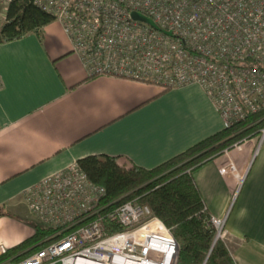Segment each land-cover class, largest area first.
I'll return each instance as SVG.
<instances>
[{
    "label": "built area",
    "instance_id": "obj_1",
    "mask_svg": "<svg viewBox=\"0 0 264 264\" xmlns=\"http://www.w3.org/2000/svg\"><path fill=\"white\" fill-rule=\"evenodd\" d=\"M11 2L0 0L6 8ZM36 5L62 26L90 76L164 89L199 85L224 129L264 111V0H37ZM235 147L243 152L242 144ZM231 154L225 152L229 162L219 174L234 175L242 184ZM24 202L34 222L51 231L49 244L3 264H177L179 244L148 206L107 201L106 190L77 165L28 189ZM225 221L211 219L217 239L225 240ZM8 251L0 246V258Z\"/></svg>",
    "mask_w": 264,
    "mask_h": 264
},
{
    "label": "crops",
    "instance_id": "obj_2",
    "mask_svg": "<svg viewBox=\"0 0 264 264\" xmlns=\"http://www.w3.org/2000/svg\"><path fill=\"white\" fill-rule=\"evenodd\" d=\"M6 12L0 6V31ZM223 130L199 85L165 92L90 76L58 22L45 27L42 42L31 34L0 44V246L12 249L35 234L23 223H35L24 193L79 160L118 157L150 170ZM226 163L222 156L207 164L195 182L212 216L226 219L235 262L264 264V142L242 167V184L219 174Z\"/></svg>",
    "mask_w": 264,
    "mask_h": 264
},
{
    "label": "trees",
    "instance_id": "obj_3",
    "mask_svg": "<svg viewBox=\"0 0 264 264\" xmlns=\"http://www.w3.org/2000/svg\"><path fill=\"white\" fill-rule=\"evenodd\" d=\"M37 0H12L7 8L6 22L0 31V44L36 35L42 42L44 29L54 18L36 5ZM172 87H165V92ZM250 129L251 122H257ZM258 126V127H257ZM257 127V128H256ZM264 128V111L245 122L198 143L186 152L154 169L136 166L128 159L90 156L77 162L89 180L106 190V200L135 202L148 206L179 244L177 264H237L226 240L217 239L207 208L194 174L222 157L225 149L249 134ZM51 231L40 225L35 234L0 258L20 260L49 244Z\"/></svg>",
    "mask_w": 264,
    "mask_h": 264
},
{
    "label": "rangeland",
    "instance_id": "obj_4",
    "mask_svg": "<svg viewBox=\"0 0 264 264\" xmlns=\"http://www.w3.org/2000/svg\"><path fill=\"white\" fill-rule=\"evenodd\" d=\"M0 6H2L4 8L6 7V6L1 5V4H0ZM263 130H264V128H262L260 130H257L254 133L249 134L247 137L236 141L231 147H229V148H227V149H225L223 151L222 156L225 155V152L227 150L232 151L231 156H232L233 162L235 163V165L238 168V174H239V175H236V176H243V172L245 170H243L242 167H244V169H245L247 167V164H248L249 160L252 158L253 154H256L257 148H259V144L261 142V137H262ZM244 142H246L247 144H245ZM240 144H242V146H243V152L234 151V149L236 148L235 146L236 145H240ZM261 147H262V145H261ZM226 160H227V162H229L228 158ZM240 170L242 171L241 174H240ZM235 202H236V200L233 202L229 213H231L232 210L234 209ZM229 213H228V215H229ZM23 223H25V225H28V227L32 228L33 230H35V226L37 225L36 223L30 222V221H26V220L25 221L23 220ZM21 227H23V226H21ZM24 227H26V226H24Z\"/></svg>",
    "mask_w": 264,
    "mask_h": 264
},
{
    "label": "water",
    "instance_id": "obj_5",
    "mask_svg": "<svg viewBox=\"0 0 264 264\" xmlns=\"http://www.w3.org/2000/svg\"><path fill=\"white\" fill-rule=\"evenodd\" d=\"M133 18L137 21L143 22L148 24L149 26H151L152 28L156 29V30H160L159 27L150 19L142 16L139 13H133ZM168 36H172L171 33H166Z\"/></svg>",
    "mask_w": 264,
    "mask_h": 264
}]
</instances>
